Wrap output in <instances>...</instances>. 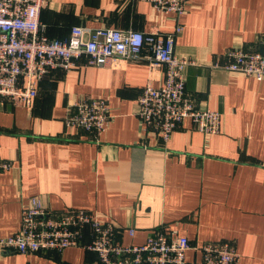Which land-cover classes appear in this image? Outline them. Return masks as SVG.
Here are the masks:
<instances>
[{
	"label": "crops",
	"instance_id": "1",
	"mask_svg": "<svg viewBox=\"0 0 264 264\" xmlns=\"http://www.w3.org/2000/svg\"><path fill=\"white\" fill-rule=\"evenodd\" d=\"M40 22L61 40L75 25L162 33L181 25L175 53L195 61L186 91L222 114V128L204 134L185 118L166 142L150 132L137 98L147 84L162 85L165 68L146 58L56 68L30 105L0 100V156L12 162L0 172V237L19 229L23 205L37 196L54 211L85 209L112 221L123 244L162 228L193 246L231 241L238 264H264V80L212 67L232 46L261 48L264 0H187L179 23L149 0H47ZM81 96L110 104L98 141L65 124L68 104ZM186 259L198 264L201 252L191 248ZM0 264H98V253L5 251Z\"/></svg>",
	"mask_w": 264,
	"mask_h": 264
},
{
	"label": "built area",
	"instance_id": "2",
	"mask_svg": "<svg viewBox=\"0 0 264 264\" xmlns=\"http://www.w3.org/2000/svg\"><path fill=\"white\" fill-rule=\"evenodd\" d=\"M149 1L156 9L173 14L177 22L187 3V0ZM46 3L47 0H0V100L30 105L37 96L39 81L56 68L68 70L81 63L105 67L120 59L146 58L150 66L165 68L162 85L147 84L137 98L136 114L150 132L166 142L185 118H190L204 134L221 131L222 114L198 106L186 91V71L195 61L175 53L181 25L168 33L91 30L75 25L69 38L61 40L47 36L40 22V11ZM212 67L264 80V38L259 49L228 48L223 53V63L213 62ZM111 119L110 104L105 98L81 96L68 104L64 121L98 141ZM10 168L12 162L0 156V172ZM118 228L112 221L101 220L94 211H54L33 196L22 207L19 229L0 237V255L5 251L62 252L79 246L96 251L98 264H193L187 261L186 252L194 248L201 252L198 264L239 262L231 241H206L193 246L187 236L176 230L157 228L143 243L123 244L117 239ZM134 232V228H129L131 235Z\"/></svg>",
	"mask_w": 264,
	"mask_h": 264
}]
</instances>
